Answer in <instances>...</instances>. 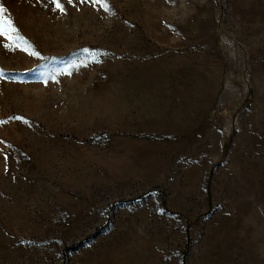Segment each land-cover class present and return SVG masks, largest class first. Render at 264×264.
Returning a JSON list of instances; mask_svg holds the SVG:
<instances>
[{
  "label": "rangeland",
  "instance_id": "374dc122",
  "mask_svg": "<svg viewBox=\"0 0 264 264\" xmlns=\"http://www.w3.org/2000/svg\"><path fill=\"white\" fill-rule=\"evenodd\" d=\"M107 2L0 0V264H264V0Z\"/></svg>",
  "mask_w": 264,
  "mask_h": 264
},
{
  "label": "snow or ice",
  "instance_id": "6c2138e0",
  "mask_svg": "<svg viewBox=\"0 0 264 264\" xmlns=\"http://www.w3.org/2000/svg\"><path fill=\"white\" fill-rule=\"evenodd\" d=\"M53 5L56 9H58L62 14L65 13V8L61 3V0H51ZM73 0H68V3H72ZM83 3L84 0H81ZM93 3H100L102 7H104L105 11L109 10V4L107 0H92ZM6 11V9L3 7L2 4H0V35H7L9 39H13L12 35L9 33V29H11V32L15 33L18 32V29L15 27V24L12 22L11 17L5 19L3 16V13ZM17 47H19V44H17ZM85 52H88L87 49H85ZM36 54L35 52L33 53ZM90 56H93V59L96 60V62H99L98 57L96 54L89 53ZM14 119H23L22 117H14ZM0 123H7V121H0ZM6 159V158H5Z\"/></svg>",
  "mask_w": 264,
  "mask_h": 264
}]
</instances>
